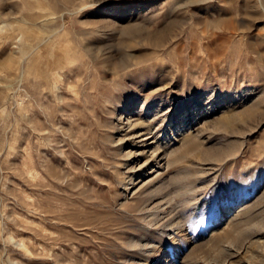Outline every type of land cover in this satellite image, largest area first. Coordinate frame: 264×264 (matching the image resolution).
<instances>
[{
	"label": "rangeland",
	"instance_id": "1",
	"mask_svg": "<svg viewBox=\"0 0 264 264\" xmlns=\"http://www.w3.org/2000/svg\"><path fill=\"white\" fill-rule=\"evenodd\" d=\"M0 264H264V0H0Z\"/></svg>",
	"mask_w": 264,
	"mask_h": 264
},
{
	"label": "bare ground",
	"instance_id": "2",
	"mask_svg": "<svg viewBox=\"0 0 264 264\" xmlns=\"http://www.w3.org/2000/svg\"><path fill=\"white\" fill-rule=\"evenodd\" d=\"M159 204H160V202L159 203H157V204H155V206H150V207H152L151 208V212H150V214L151 215H155L157 212H158V209H159ZM168 206V205H167ZM166 210V209H165ZM150 211V210H149ZM160 212V211H159ZM158 217V216H157ZM156 219H159V218H156ZM149 221V220H148ZM168 223V222H167ZM162 232H166V231H162ZM163 234V233H162ZM165 234H167V233H165ZM160 236H161V234H160ZM137 244V243H136ZM136 244H134V245H136ZM138 245V244H137ZM150 249V248H149ZM152 249V248H151ZM154 250H155V248H153ZM154 250H152V251H154ZM148 258V257H147Z\"/></svg>",
	"mask_w": 264,
	"mask_h": 264
}]
</instances>
